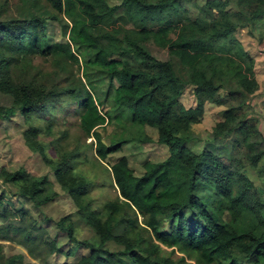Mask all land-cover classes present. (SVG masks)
I'll return each mask as SVG.
<instances>
[{
	"label": "trees",
	"instance_id": "1",
	"mask_svg": "<svg viewBox=\"0 0 264 264\" xmlns=\"http://www.w3.org/2000/svg\"><path fill=\"white\" fill-rule=\"evenodd\" d=\"M44 1L52 12L48 18L0 20V91L14 100L0 107V119L19 111L31 127L34 116L52 124L75 106L83 141L93 138L87 146L101 163L128 144L151 142L147 127L155 129L167 155L144 161L140 175L126 155L108 163L117 195L104 203V215L88 214L95 231L90 240L78 241L68 216L55 223L66 234V247L39 223L43 207L58 196L50 177L1 168L2 183L16 187L39 212L36 219L23 206L7 209L6 190H0V264H32L21 253L6 255L4 242L13 240L40 264H124L118 255L127 264H264L263 206L250 174H262L264 166V134L252 104L260 84L253 57L238 42L230 46L238 31L263 26L264 0H207L195 13L177 7V0ZM51 20L60 25L63 41L47 42ZM148 41L169 58L155 57ZM36 58L53 71L34 64ZM190 99L195 106L185 105ZM206 103L225 107L211 140L231 137L243 151L225 158L209 146L198 152L188 145L193 139L184 133L201 123ZM113 118L122 130L107 143L101 128ZM36 129L24 132L25 143L50 165L46 134ZM66 135L61 132L51 145ZM57 151L62 157L53 165L56 181L77 200L93 182L75 176L69 183L66 177L84 152L62 145ZM110 241L123 251L109 250ZM79 242L89 254L78 257ZM53 254L67 261L50 263Z\"/></svg>",
	"mask_w": 264,
	"mask_h": 264
},
{
	"label": "rangeland",
	"instance_id": "2",
	"mask_svg": "<svg viewBox=\"0 0 264 264\" xmlns=\"http://www.w3.org/2000/svg\"><path fill=\"white\" fill-rule=\"evenodd\" d=\"M115 3H120L121 0H112ZM150 2H156L157 0H147ZM207 0H177L176 6L189 10L191 13H195ZM4 4V6H2ZM232 9L233 6H230ZM122 13V12H121ZM52 15L51 9L48 3L44 0H0V20L8 21L14 19H31L32 17L48 18ZM132 27V25H128ZM46 40L49 44L63 41L61 27L57 22L48 21L46 25ZM237 39L235 42L230 43V46H235L238 42L244 50L249 53L255 60V75L260 84V90L252 98V104L254 106L253 114L261 133L264 134V22L263 26H253L251 32L248 30L238 31L235 35ZM145 47L155 57L160 60L169 58L167 50L160 48L153 41L145 43ZM35 58V56H33ZM34 64L44 67V70L53 71L49 64L42 58H36ZM131 64L136 66L134 62L130 61ZM177 63V62H174ZM77 73V67L74 68ZM81 74V71L77 73ZM15 76V74H14ZM13 76V77H14ZM218 93H223V90H219ZM188 98V95L182 97L184 101ZM13 98L9 94H5L0 91V107L10 106L13 104ZM231 101V100H230ZM195 106L194 101L187 100L186 106ZM75 106L69 107L64 113L60 114V118L56 115V121L52 124L50 120L46 118H32L34 128L31 127L30 122H26L20 112H16L15 115L11 116L9 120L0 119V169L5 168L8 171H15L20 167L26 168L31 174L35 176L48 175L52 183V189L58 194L51 203L43 207L42 213L44 219H39V223L47 227L53 237H58L64 244L65 247L69 245L68 239L65 233L58 230L55 223L62 217L68 216L71 218L75 225V232L78 241L90 240L95 236V231L88 221V214L92 211H98L101 215L103 214V205L107 200H112L116 197L117 193L112 186V177L110 172L107 170L108 163H111L120 156L126 155L129 158L130 166H132L137 175L143 173V162L146 160L150 161H161L167 155L166 147L159 145L156 142L157 133L155 129L146 128L147 134L152 138L151 142L144 143H131L123 148V151L117 153L114 159H110L107 162L101 163L95 157L93 148L87 146V143L93 140L89 138L83 141L86 137L79 129V119L75 114ZM224 106H217L215 104L206 103L205 113L201 123L191 126V129L184 134L193 139L188 145L194 150L200 152L205 146H209L215 153L230 158L232 153H239L244 150L243 145L239 146L234 143L231 137H224L218 141L211 140V132L214 125L221 120L222 111ZM101 109H108L107 105H102ZM245 111V109H244ZM114 115H112L113 117ZM52 120L55 116L51 117ZM36 127H40L44 130L46 136L42 137L45 141L46 158L51 161L48 165L43 156L37 152L31 150L25 143L24 132L31 128L32 132H35ZM48 127H52L51 132L47 130ZM121 127L114 121L110 120L106 126L101 128V132L104 139L109 143V139L115 133L121 132ZM66 131V137L62 138L56 143L55 147L51 145L55 138L61 137V132ZM70 150L75 147L80 148L84 153L74 160L76 164L72 177L67 176V182L71 183V178L75 176H82L84 179L93 182V185L88 186V193L84 196L78 197L74 200L68 192L64 191L60 184L56 181L55 172L53 165L56 160L62 157V153L58 152L57 149L60 146ZM87 157V159H85ZM264 165V162L262 163ZM262 167V166H261ZM263 173H255L251 170V178L254 184V189L258 193L259 198L263 206L264 216V166ZM6 190V196L4 199L5 206L11 211H17L20 207L29 209L33 217L37 219V213L39 212L33 207V204L28 199H23L17 194V188L14 186L4 185L0 180V190ZM13 209V210H12ZM2 212V207H0ZM120 231V230H119ZM115 235H118V231H114ZM18 239V238H17ZM70 242V241H69ZM77 244L76 251L78 257L80 255L89 254L90 250L84 244ZM4 250L6 255L23 254L25 261L32 264H40V262L34 259L28 250L20 244H17L15 240L4 242ZM70 246V245H69ZM107 248L112 252L120 253L123 251V245L117 244L114 241L107 243ZM169 250V249H168ZM121 257L124 264H127ZM75 261V258L69 259ZM67 261L66 257L61 254H53L49 257L50 263Z\"/></svg>",
	"mask_w": 264,
	"mask_h": 264
}]
</instances>
